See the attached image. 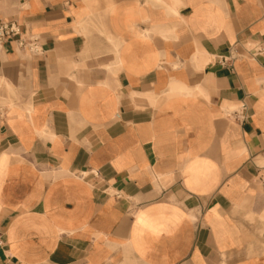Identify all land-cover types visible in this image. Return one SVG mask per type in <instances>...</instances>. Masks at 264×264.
Returning <instances> with one entry per match:
<instances>
[{
    "label": "crops",
    "instance_id": "0c3cea01",
    "mask_svg": "<svg viewBox=\"0 0 264 264\" xmlns=\"http://www.w3.org/2000/svg\"><path fill=\"white\" fill-rule=\"evenodd\" d=\"M3 22L0 264H264V0H0Z\"/></svg>",
    "mask_w": 264,
    "mask_h": 264
},
{
    "label": "built area",
    "instance_id": "2783aa9c",
    "mask_svg": "<svg viewBox=\"0 0 264 264\" xmlns=\"http://www.w3.org/2000/svg\"><path fill=\"white\" fill-rule=\"evenodd\" d=\"M20 33V28L18 27V25L15 22H3L0 24V47L3 43V41L7 38V37H13L15 35H18ZM19 44L20 46L24 47L26 45L24 40H19ZM31 48L32 51H37V46L36 45H30L29 46ZM245 108L246 105L243 106V110L236 112L237 113V118L239 120L245 121L246 120V114H245ZM2 245V239L0 236V246Z\"/></svg>",
    "mask_w": 264,
    "mask_h": 264
}]
</instances>
